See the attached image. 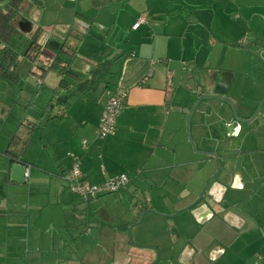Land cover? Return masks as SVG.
<instances>
[{"label": "crops", "instance_id": "obj_1", "mask_svg": "<svg viewBox=\"0 0 264 264\" xmlns=\"http://www.w3.org/2000/svg\"><path fill=\"white\" fill-rule=\"evenodd\" d=\"M20 12L17 45L38 27L52 55L79 43L74 76L42 77L25 58L20 81L0 79V264H264V0H25ZM117 87V131L100 139ZM59 94L69 116L54 120ZM70 152L91 184L129 182L84 199Z\"/></svg>", "mask_w": 264, "mask_h": 264}, {"label": "trees", "instance_id": "obj_2", "mask_svg": "<svg viewBox=\"0 0 264 264\" xmlns=\"http://www.w3.org/2000/svg\"><path fill=\"white\" fill-rule=\"evenodd\" d=\"M24 3L25 0H12L5 8H0V79L13 82L20 81L22 75L19 67L22 59L25 58L37 63L41 69L40 76L42 77L50 70L57 72L61 76H74V73L71 71V65L79 43L78 37L74 38V36L70 35L56 55H52L44 50L41 42L44 34V28L42 27H38L27 42L16 44L15 40L19 38L22 31L14 24V19ZM110 64V62L106 61L94 67L92 71L93 78L89 79L88 82L94 84L101 73L108 71ZM67 83L61 79L60 86L68 89ZM57 101L61 112L52 115L51 119L63 120L69 116L66 112L68 103L65 96L60 94ZM9 154L18 158L17 154L12 150L9 151Z\"/></svg>", "mask_w": 264, "mask_h": 264}, {"label": "built area", "instance_id": "obj_3", "mask_svg": "<svg viewBox=\"0 0 264 264\" xmlns=\"http://www.w3.org/2000/svg\"><path fill=\"white\" fill-rule=\"evenodd\" d=\"M147 22V17L140 15L133 24V29H137ZM171 75L172 73L169 72L170 77ZM108 94L109 97L96 130L97 137L100 139H106L116 134L118 117L128 97V90L124 87H117L116 89L109 90ZM83 145H87L86 139L83 140ZM69 154L72 157V164L66 172V178L70 182L72 191L78 193L84 199H94L104 193L118 191L129 182V177L126 173H119L100 185H93L86 178L85 172L82 169L81 158L73 152Z\"/></svg>", "mask_w": 264, "mask_h": 264}, {"label": "water", "instance_id": "obj_4", "mask_svg": "<svg viewBox=\"0 0 264 264\" xmlns=\"http://www.w3.org/2000/svg\"><path fill=\"white\" fill-rule=\"evenodd\" d=\"M9 157L12 178H14L16 181H26L30 175V167H27L22 161H20V159L15 158L12 155H9Z\"/></svg>", "mask_w": 264, "mask_h": 264}, {"label": "rangeland", "instance_id": "obj_5", "mask_svg": "<svg viewBox=\"0 0 264 264\" xmlns=\"http://www.w3.org/2000/svg\"><path fill=\"white\" fill-rule=\"evenodd\" d=\"M197 1H199V2H205L206 0H197ZM217 1H221V0H217ZM210 2V1H209ZM227 2V0H224V3H226ZM198 12H199V10H197ZM197 11H195L194 13H197ZM200 13V12H199ZM234 13H236V12H234ZM212 14V12L211 11H209L208 12V16H210ZM19 17V18H18ZM14 22L15 23H17V24H19L20 22L22 23V22H24V17H23V15L21 14V12L19 13V15H17L16 16V18H15V20H14ZM52 29H54V28H52ZM198 41V40H197ZM33 66H37V63H34V62H32V61H29Z\"/></svg>", "mask_w": 264, "mask_h": 264}]
</instances>
